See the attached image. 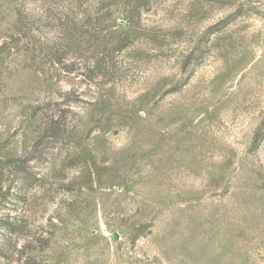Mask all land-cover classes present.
Here are the masks:
<instances>
[{
	"label": "rangeland",
	"instance_id": "374dc122",
	"mask_svg": "<svg viewBox=\"0 0 264 264\" xmlns=\"http://www.w3.org/2000/svg\"><path fill=\"white\" fill-rule=\"evenodd\" d=\"M0 166L3 264H264V0H0Z\"/></svg>",
	"mask_w": 264,
	"mask_h": 264
},
{
	"label": "trees",
	"instance_id": "16d2710c",
	"mask_svg": "<svg viewBox=\"0 0 264 264\" xmlns=\"http://www.w3.org/2000/svg\"><path fill=\"white\" fill-rule=\"evenodd\" d=\"M133 4H135L134 1ZM257 136L255 137V142L253 141V145H256L258 141ZM1 168L2 166H0V169ZM12 188L13 187L3 179V173L0 171V238L5 241L4 245L7 247L4 251L3 249L0 251V259L3 258L5 260L7 259L6 252L8 250L9 236L14 234L20 226V221L13 214L14 209L11 207L16 195H18V191H14ZM0 264L3 263L0 262Z\"/></svg>",
	"mask_w": 264,
	"mask_h": 264
}]
</instances>
